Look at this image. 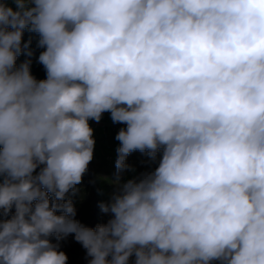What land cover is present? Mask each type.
Masks as SVG:
<instances>
[{
  "label": "clouds",
  "instance_id": "1",
  "mask_svg": "<svg viewBox=\"0 0 264 264\" xmlns=\"http://www.w3.org/2000/svg\"><path fill=\"white\" fill-rule=\"evenodd\" d=\"M105 112L116 190L89 227L66 196ZM69 235L88 264H264V0H0V264H68Z\"/></svg>",
  "mask_w": 264,
  "mask_h": 264
},
{
  "label": "rangeland",
  "instance_id": "2",
  "mask_svg": "<svg viewBox=\"0 0 264 264\" xmlns=\"http://www.w3.org/2000/svg\"><path fill=\"white\" fill-rule=\"evenodd\" d=\"M89 124L94 130V158L83 176L82 183L76 186L77 191L75 194L72 193L71 199L76 208L75 219L85 226L95 227L97 224L107 222L110 218L109 215L101 212L99 204L108 202L116 190L114 184L116 178L115 160L119 142L115 140V135L124 125L114 124L107 112L102 115V119L98 123L89 121ZM147 160L148 157L144 153L133 152L130 154L126 163L131 165L135 171H125L121 174V180L134 178L148 170ZM152 166L154 167V165ZM80 192L82 195H79ZM52 239L54 243L57 242L54 237ZM59 244L60 250L68 256V264H88L89 258L86 256V250L74 240L72 235L59 241Z\"/></svg>",
  "mask_w": 264,
  "mask_h": 264
},
{
  "label": "trees",
  "instance_id": "3",
  "mask_svg": "<svg viewBox=\"0 0 264 264\" xmlns=\"http://www.w3.org/2000/svg\"><path fill=\"white\" fill-rule=\"evenodd\" d=\"M10 2V0H9ZM14 6V5H13ZM29 36H33V43L31 45L32 49H33V56L31 57V60H32V65H31V72L32 74L38 79H45L46 78V72L43 68V66L41 64L38 63V55L39 53L43 50V49H40V48H37L36 47V38H35V34H32V33H29L27 31H25L24 33V40L26 41ZM28 57H26L25 55H21L18 57L17 59V65H19V63L23 62L25 59H27ZM72 192L68 193L67 196H66V199L67 198H71L72 197ZM79 195H82V193L80 192Z\"/></svg>",
  "mask_w": 264,
  "mask_h": 264
}]
</instances>
